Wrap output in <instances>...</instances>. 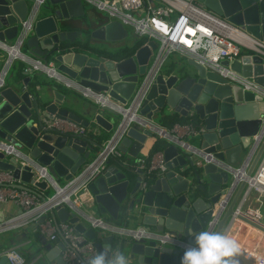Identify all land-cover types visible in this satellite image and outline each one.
<instances>
[{
	"label": "water",
	"instance_id": "water-1",
	"mask_svg": "<svg viewBox=\"0 0 264 264\" xmlns=\"http://www.w3.org/2000/svg\"><path fill=\"white\" fill-rule=\"evenodd\" d=\"M195 1L247 36L264 42V0ZM17 35L25 54L39 57L43 63L51 61L61 74L103 92L119 105L130 97L155 47L153 40L142 43L135 39L123 56H116V49L110 50L107 43L129 36V31L84 0H43L36 6L32 0H0V40ZM220 62L264 86V58L253 49ZM35 73L43 74L41 70ZM3 76L0 142L10 144L16 152L0 150V170H9L14 180L21 182L14 185L34 192L49 184L48 178L39 176V170L57 183L65 181L92 156L99 143L85 133L45 126L44 120L65 119L96 133L99 130L88 126V118L98 128L110 131L116 117L106 118L102 111L114 116L118 113L57 79L28 86L25 79L16 85ZM77 109L81 114L74 111ZM139 113L155 122L157 114H177L200 125L195 142H188L207 158L192 155L170 140L161 151L165 170L152 172L140 184L141 170L135 167V157L145 139L154 136L153 131L133 122L120 138L122 156L111 163L108 160L104 170L87 183L86 197L80 204L55 206L53 218L72 223L76 231L93 240L98 252L108 249L114 255L121 251L129 264H180L184 249L160 242L157 234L166 232L194 243L190 233L204 230L230 178L220 162L238 166L248 159L249 173L263 151L264 140L259 152L251 148L264 135L253 137L264 116V100L186 57L169 71L161 68L155 74ZM127 154L134 159H127ZM243 185L242 181L235 185L236 193L218 212L212 231L221 230ZM89 216H100L111 225L139 228L145 234L134 238L104 232L88 224ZM44 217L42 214L41 219ZM3 219L0 211V221ZM59 247L46 246L45 256L51 264H65ZM0 264H9L2 253Z\"/></svg>",
	"mask_w": 264,
	"mask_h": 264
},
{
	"label": "built area",
	"instance_id": "built-area-1",
	"mask_svg": "<svg viewBox=\"0 0 264 264\" xmlns=\"http://www.w3.org/2000/svg\"><path fill=\"white\" fill-rule=\"evenodd\" d=\"M43 0H32L33 6ZM97 10L104 12L110 18L117 19L123 25L131 28L133 35L142 38V43L148 40L155 42L150 53L147 67L138 80L130 97L123 105L109 99L103 92H97L88 86L81 85L75 80L58 72L51 61L43 63L39 57L25 54L20 49L21 36L11 40H0V54L4 56L2 70H0V85L2 76L12 61H23L24 70L35 72L41 70L50 79H57L65 86L88 96L100 106H108L118 113V120L110 134L99 143V147L92 156L83 163L68 179L62 183L50 179L45 172L39 170V176L48 178L53 187L52 193L40 196L34 191L19 187L11 183L14 178L9 170H0V202L13 200L19 207V212L0 221V232L29 226L31 230L44 234L48 239L59 244V255L65 264H86V261L98 253L92 239L76 231L72 223L51 219L50 212L57 205H78L77 193L85 191L87 183L101 173L109 159H118L122 151L118 145L127 127L135 122L153 131L154 137L174 140L183 150L192 155L207 158L198 147L188 141L190 136L196 135L200 125L193 122H173L168 129L158 125L150 118L139 113L142 100L155 74L161 69L169 53L174 52L181 57H188L197 63L215 70L222 77L239 84L243 89L251 90L264 100V86L255 82L251 77L244 76L223 65L220 61L228 62L241 53L240 46L253 49L264 58V42L249 37L250 44L244 41L247 36L233 25L217 17L195 0H84ZM22 23H25L23 21ZM240 38H239V37ZM45 126H53L60 132L83 133L85 127L65 119H45ZM264 133V116L258 131L253 135L257 139ZM251 149L256 147L252 145ZM0 150L6 154L16 152L10 145L0 142ZM248 159L238 166H231L220 162V166L230 173L227 185L216 202L211 218L204 230H211L213 221L226 206L233 188L240 181L244 183L242 193L233 206L230 215L221 228V232L234 238L239 246V256L244 257L243 264H264V148L252 170L247 173ZM135 167L141 170L140 184L152 172L165 170V162L161 151L146 154L136 158ZM86 193V191H85ZM253 195L256 205H244L248 196ZM77 202V203H76ZM80 204V203H79ZM45 217L41 219V215ZM217 214V215H216ZM88 224L104 232L130 234L138 238L145 234L142 229H131L118 225H111L100 216H89ZM203 230V231H204ZM160 242L187 249L194 243L185 239H178L166 232L157 234ZM9 264H23L24 257L14 246H9L0 252Z\"/></svg>",
	"mask_w": 264,
	"mask_h": 264
},
{
	"label": "crops",
	"instance_id": "crops-1",
	"mask_svg": "<svg viewBox=\"0 0 264 264\" xmlns=\"http://www.w3.org/2000/svg\"><path fill=\"white\" fill-rule=\"evenodd\" d=\"M135 39H136V37L133 35V33L131 31V28H130L129 36H127V37H125V38H123V39H121L119 41L109 42V43H107L106 47L109 48L110 50H113V49L115 50V49L120 48V47L126 48L129 45H131L132 41L135 40ZM27 55H29V54H27ZM181 59H183V58H181V56H179L177 54H174L172 56L167 57L166 60H165L166 63L162 67V70L169 71ZM15 61L16 62L18 61V62L22 63V65H23L22 70L24 71V65L25 64L23 63V61H21V60H15ZM13 62L14 61H12V63ZM3 63H4V56H1V54H0V70H2ZM9 68H10V66H8V68L6 69L5 74L3 76L5 81H7L9 83H13V84L19 85V84H21V81L23 79H25L26 83H28V86H33L34 85L33 72L26 73V74L23 73V74H21L22 78L16 79V78H13V76H12L13 72H11L9 70ZM47 80H51V79L49 78ZM59 88H61V87H59ZM74 111L76 113H78V114H81V112H82L80 109H77V110H74ZM102 113H103V115L106 118H110V117H114L115 118L116 117L115 121L113 122V124H114L113 127H114L116 122H117V120H118V115L114 116L112 113H110V112H108L106 110H103ZM88 119H89V125H88L89 127L92 126L93 129H98V130L101 129V128H98V126L94 123L93 120H91V118H88ZM174 122H176V121H174ZM156 123L158 125L164 127L165 129H168L173 122L171 124H168L165 121L164 124H161V123H158L156 121ZM101 130H102V132L107 133V136L112 131V129L110 131H107V130H104V129H101ZM107 136H105V137H107ZM263 138H264V135L260 138V140H259V142H258V144H257V146L255 148V151L259 152L260 148L262 147L261 146V141L264 140ZM153 139H154V137H152V136H149V137H147L145 139L144 143L142 144V147L139 148L135 159L139 158V157H144L147 154V152L149 151V148H150V146H151V144L153 142ZM103 140L104 139H102V141ZM125 157L127 159L131 160V161L134 159V157H132L129 154H127V156H125ZM109 160H110V163L114 161L113 159H109ZM62 182L63 181H61L60 183H62ZM11 183H13V184H21V182L16 180V179L12 180ZM49 187L51 188L50 190L53 191V187L50 184H48V186H46L42 190L37 189V188L35 190H36V192L39 193L40 196H47V195H45V193L48 191L47 188H49ZM234 188H233V191L231 193V196L228 199V202H230L231 198L236 193V188L235 189ZM241 193H242V189H241L240 193L238 194V196L236 198L235 204L238 201ZM85 197H86L85 191H82V190L79 191L77 193L78 204L81 203ZM228 202L226 203V206L224 208L227 207ZM244 205H256V203H254V201H253V195L252 194H250L248 196V198L246 199V202H244ZM19 210L20 209H19L18 205L11 199H7L4 202H0V211L3 214L4 219L5 218H9L10 216L18 213ZM50 217H51L52 220L54 219L53 218L54 215L51 214ZM119 225H123V224L119 222ZM124 226L130 227L132 225L131 224H127V225L125 224ZM9 246H14L21 252V254L24 257V263L23 264H51L50 261H49V258L47 259V257L45 256V252L47 251L46 246H48L49 248H52V247H55L56 244H55V242L53 240L48 239L44 234H40V233L34 232V231L32 233H30L29 231L25 232L23 230V227H22V228L7 229V230H4V231L0 232V250H3V249H5V248H7ZM42 258L45 261H42Z\"/></svg>",
	"mask_w": 264,
	"mask_h": 264
},
{
	"label": "clouds",
	"instance_id": "clouds-1",
	"mask_svg": "<svg viewBox=\"0 0 264 264\" xmlns=\"http://www.w3.org/2000/svg\"><path fill=\"white\" fill-rule=\"evenodd\" d=\"M194 246L184 250L180 264H236L239 253L238 242L227 233L204 230L190 233ZM86 264H129L128 257L117 250L114 255L105 249L86 261Z\"/></svg>",
	"mask_w": 264,
	"mask_h": 264
},
{
	"label": "trees",
	"instance_id": "trees-1",
	"mask_svg": "<svg viewBox=\"0 0 264 264\" xmlns=\"http://www.w3.org/2000/svg\"><path fill=\"white\" fill-rule=\"evenodd\" d=\"M136 40L138 41H142L143 39L142 38H137L136 37ZM125 53V48L124 47H120V48H117L115 51H114V54L116 56H123ZM22 63L21 62H16L14 61L13 63H11L10 65V68L9 70L12 73V76L13 78H16V79H20L22 78L21 74H23V70H22ZM33 75H34V78H33V81L34 83L35 82H39V83H46V82H51V80H47L48 78L45 77L44 74H38V73H35L33 72ZM155 120L158 122V123H161V124H164V122L166 121V123L168 124H171L172 122L174 121H178V122H191V120L185 118V117H182V116H179L177 114H172V115H164V114H157L155 117ZM85 133L86 136H89V137H92L94 138L98 143H100L102 141V139H105L107 136V133L105 132H102V130L100 129L98 132H91L90 129L86 128L85 131L83 132ZM105 133V134H104ZM168 141L163 139V138H159V137H155L153 139V142L149 148V151L147 152L148 154H151L155 151H161L162 148L167 145ZM152 173H150L147 177H145L146 179H149V176L151 175ZM51 214L53 215V211L50 212V216ZM23 230L25 232L29 231L30 233L33 232V230L30 229L29 226L27 227H23ZM34 232H37V231H34Z\"/></svg>",
	"mask_w": 264,
	"mask_h": 264
},
{
	"label": "rangeland",
	"instance_id": "rangeland-1",
	"mask_svg": "<svg viewBox=\"0 0 264 264\" xmlns=\"http://www.w3.org/2000/svg\"><path fill=\"white\" fill-rule=\"evenodd\" d=\"M104 1L109 2V1H111V0H104ZM125 27L130 31V28H129L128 25H125ZM240 48H241V50H244V51L248 49V48L243 47V46H240ZM174 54H175L174 52L169 53V54H168V57H169V56H172V55H174ZM181 58H184V57H181ZM165 63H166V61L163 63L162 67L165 65ZM162 67H161V68H162ZM189 141H190V142H195V138H194V136H190V137H189ZM47 189H48V191L45 193V195H48V194L52 193V191L50 190V189H51L50 187L47 188ZM234 259H235V261H236V264H243V262L245 261V260H244V257H243L242 255L239 256V254H237V255L234 257Z\"/></svg>",
	"mask_w": 264,
	"mask_h": 264
},
{
	"label": "bare ground",
	"instance_id": "bare-ground-1",
	"mask_svg": "<svg viewBox=\"0 0 264 264\" xmlns=\"http://www.w3.org/2000/svg\"><path fill=\"white\" fill-rule=\"evenodd\" d=\"M239 37V36H238ZM244 37V41H246L248 44H250V39L248 36H243ZM240 38V37H239Z\"/></svg>",
	"mask_w": 264,
	"mask_h": 264
}]
</instances>
